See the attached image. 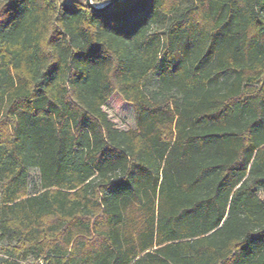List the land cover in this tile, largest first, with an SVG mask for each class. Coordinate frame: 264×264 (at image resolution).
<instances>
[{
  "label": "trees",
  "instance_id": "1",
  "mask_svg": "<svg viewBox=\"0 0 264 264\" xmlns=\"http://www.w3.org/2000/svg\"><path fill=\"white\" fill-rule=\"evenodd\" d=\"M0 264H264V0H0Z\"/></svg>",
  "mask_w": 264,
  "mask_h": 264
},
{
  "label": "rangeland",
  "instance_id": "2",
  "mask_svg": "<svg viewBox=\"0 0 264 264\" xmlns=\"http://www.w3.org/2000/svg\"><path fill=\"white\" fill-rule=\"evenodd\" d=\"M191 0H180V9H183L186 5L190 4ZM168 21V19H167ZM151 78H147L146 85H150L149 87L153 88L155 86L154 82ZM152 83V84H151ZM147 90V89H145ZM151 90V89H149ZM147 90V92H149ZM159 101H164L163 98H159ZM117 106V105H116ZM114 107L115 109L109 110L111 114H113L115 120L117 123L124 129L132 128L134 126V120H133V112L130 105H127L125 112L122 113L120 108ZM38 171L37 169H30L29 171V191L30 192H36L38 189Z\"/></svg>",
  "mask_w": 264,
  "mask_h": 264
},
{
  "label": "water",
  "instance_id": "3",
  "mask_svg": "<svg viewBox=\"0 0 264 264\" xmlns=\"http://www.w3.org/2000/svg\"><path fill=\"white\" fill-rule=\"evenodd\" d=\"M117 1H119V0H109V1H107V2H105V3L94 4V3L92 2V0H86V3H87V5L91 6V7L94 8V9H105V8H107L108 6L114 4V3L117 2Z\"/></svg>",
  "mask_w": 264,
  "mask_h": 264
}]
</instances>
